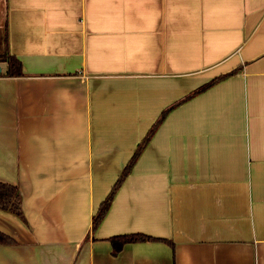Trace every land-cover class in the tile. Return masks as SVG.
Masks as SVG:
<instances>
[{"label":"crops","instance_id":"0c3cea01","mask_svg":"<svg viewBox=\"0 0 264 264\" xmlns=\"http://www.w3.org/2000/svg\"><path fill=\"white\" fill-rule=\"evenodd\" d=\"M6 52L0 264H264V0H0Z\"/></svg>","mask_w":264,"mask_h":264},{"label":"trees","instance_id":"16d2710c","mask_svg":"<svg viewBox=\"0 0 264 264\" xmlns=\"http://www.w3.org/2000/svg\"><path fill=\"white\" fill-rule=\"evenodd\" d=\"M0 60L7 63V70L4 74L0 73V76L6 77H17V76H24L23 66L19 58L10 55L8 52L3 53L0 55ZM220 79V78H219ZM219 79H214L200 87L198 90L193 91L189 95L186 96L184 100L178 101L177 103L173 104L169 109L165 110L162 115L155 121L156 123L153 127L149 130L146 136L143 138V141L137 146L136 151L132 155V159L128 162V164L124 167L122 172L120 173V177L115 182L113 187L110 190V193L105 198V200L100 204L98 211L94 214L92 218V225L93 230L99 227V224L104 219L106 213L110 209V205L118 192V189L121 187L124 180L130 175L129 173L133 169L135 163L137 162L138 156L144 150L146 145L150 142L151 137L155 133L158 126L162 123L165 119L166 115L169 111L177 106L180 102L185 101L187 98L192 97L193 95L203 92L209 86L215 84L219 81ZM22 203V194L19 191V187L17 185H13L7 182H0V211H7L14 214L19 219L25 221L24 212L21 207ZM152 237L145 235L143 233H133V234H122L110 237L109 240L112 242L113 249L119 251L123 245L127 243L151 240ZM15 240H13L9 235L6 233H2L0 231V245L4 244H15Z\"/></svg>","mask_w":264,"mask_h":264},{"label":"water","instance_id":"95a60500","mask_svg":"<svg viewBox=\"0 0 264 264\" xmlns=\"http://www.w3.org/2000/svg\"><path fill=\"white\" fill-rule=\"evenodd\" d=\"M0 71H1V67H0Z\"/></svg>","mask_w":264,"mask_h":264},{"label":"rangeland","instance_id":"374dc122","mask_svg":"<svg viewBox=\"0 0 264 264\" xmlns=\"http://www.w3.org/2000/svg\"><path fill=\"white\" fill-rule=\"evenodd\" d=\"M118 180V179H117Z\"/></svg>","mask_w":264,"mask_h":264}]
</instances>
